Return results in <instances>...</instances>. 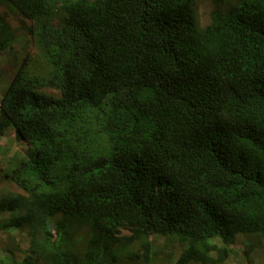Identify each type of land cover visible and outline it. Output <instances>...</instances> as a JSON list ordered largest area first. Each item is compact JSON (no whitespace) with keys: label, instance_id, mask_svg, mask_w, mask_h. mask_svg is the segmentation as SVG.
I'll use <instances>...</instances> for the list:
<instances>
[{"label":"trees","instance_id":"16d2710c","mask_svg":"<svg viewBox=\"0 0 264 264\" xmlns=\"http://www.w3.org/2000/svg\"><path fill=\"white\" fill-rule=\"evenodd\" d=\"M2 1L46 69L0 97L24 147L2 226L28 239L0 264H154L151 235L186 243L173 264H224L264 242V0H211L206 27L201 0Z\"/></svg>","mask_w":264,"mask_h":264},{"label":"rangeland","instance_id":"374dc122","mask_svg":"<svg viewBox=\"0 0 264 264\" xmlns=\"http://www.w3.org/2000/svg\"><path fill=\"white\" fill-rule=\"evenodd\" d=\"M213 10L214 4L211 0L199 2L198 17L201 27H206L210 23V14ZM61 20L62 16L58 15L53 17L50 22L53 26L59 27ZM34 25V22L22 17L0 0V97L21 66L25 67L28 72L33 70L41 72L46 69L41 53L34 44V38L28 34L29 28ZM48 92L53 93L52 91ZM0 146L9 148L8 156L0 153V197L6 192L22 194L16 185L3 179L1 169L5 166L10 155L15 151L24 152V147L15 140L10 128L5 130L4 137L0 139ZM8 217L7 212L0 213L1 253H6L9 249L14 252V259H20L28 247L27 235L23 229H14L8 232L3 228L2 224ZM149 240L156 254L154 264H173L186 249V243L180 242L176 235L163 237L151 235ZM231 249L230 257L225 260L224 264H264V242L257 243L245 235L239 238ZM213 257L215 256L213 255Z\"/></svg>","mask_w":264,"mask_h":264}]
</instances>
